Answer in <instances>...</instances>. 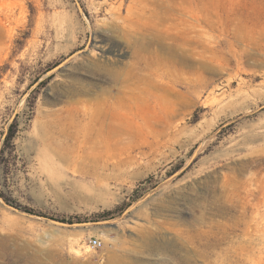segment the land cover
<instances>
[{
	"label": "rangeland",
	"instance_id": "obj_1",
	"mask_svg": "<svg viewBox=\"0 0 264 264\" xmlns=\"http://www.w3.org/2000/svg\"><path fill=\"white\" fill-rule=\"evenodd\" d=\"M137 1L0 0V264H264V49L242 45L249 63L216 38L214 80L178 87L149 128L124 117L112 133H79V158L53 152L57 115L107 86L93 64H131L128 12L158 10ZM207 1L264 37V0ZM198 30L211 31L201 16Z\"/></svg>",
	"mask_w": 264,
	"mask_h": 264
},
{
	"label": "bare ground",
	"instance_id": "obj_2",
	"mask_svg": "<svg viewBox=\"0 0 264 264\" xmlns=\"http://www.w3.org/2000/svg\"><path fill=\"white\" fill-rule=\"evenodd\" d=\"M212 2L207 0H143V6L147 3L148 5L153 4L158 9L156 13H150L151 16L147 20L134 16L135 13L131 7L128 12L130 17L128 16L127 20L132 21L130 30L133 31L132 34H137L131 64L122 70L123 73L116 69H109L106 64L99 62L93 64L94 68L91 72H102L107 80V86L101 89L99 96L77 101L57 115L53 125L54 129L65 138L61 142L53 139V152L60 155L62 159L71 155L79 158L85 143L88 142L81 140L79 133H112L125 126L122 121L124 117L129 119L126 124L128 127L149 128L151 126L147 122L149 117H159L176 106V97L180 93L178 87H184L188 92L195 93L214 80L206 74H214L218 68L213 67V62L225 56L217 50L220 41L217 40V42L216 38L223 36V38L230 39V42L228 41L230 43L229 55L234 58L240 55L241 60L246 58L245 62H249L253 56L250 57L240 52L242 49L239 48L242 45L253 47L258 51L264 49V37L260 34L259 38H254V34L247 35L245 31L249 24L236 23L230 15L224 17L223 12L228 5L221 3L217 6ZM200 16L211 30L210 32L198 30ZM243 20L246 19L243 18ZM137 22L140 23L135 24ZM231 26H235L236 30H231ZM218 66L221 67V65ZM79 89L80 94L92 96L93 87L79 86ZM140 117H146L147 120L141 122ZM69 142L72 145H69ZM233 213L234 210L230 207L226 214L231 216ZM243 215L244 213L241 212L239 217ZM250 242L251 239L244 237L238 243L236 253L244 254ZM229 251V248H224L220 255L225 262L230 260ZM233 255L236 256L234 253Z\"/></svg>",
	"mask_w": 264,
	"mask_h": 264
},
{
	"label": "built area",
	"instance_id": "obj_3",
	"mask_svg": "<svg viewBox=\"0 0 264 264\" xmlns=\"http://www.w3.org/2000/svg\"><path fill=\"white\" fill-rule=\"evenodd\" d=\"M89 244H90L91 246H93L94 248H97V247L100 246V242H99V240L96 239V238L90 239Z\"/></svg>",
	"mask_w": 264,
	"mask_h": 264
},
{
	"label": "trees",
	"instance_id": "obj_4",
	"mask_svg": "<svg viewBox=\"0 0 264 264\" xmlns=\"http://www.w3.org/2000/svg\"><path fill=\"white\" fill-rule=\"evenodd\" d=\"M58 221H60V222H62V223L70 224V225L73 224V221H72L71 219H69V220L62 219V220H58Z\"/></svg>",
	"mask_w": 264,
	"mask_h": 264
}]
</instances>
